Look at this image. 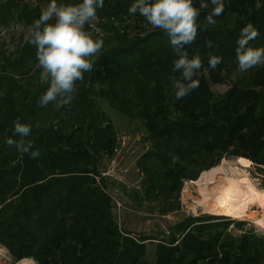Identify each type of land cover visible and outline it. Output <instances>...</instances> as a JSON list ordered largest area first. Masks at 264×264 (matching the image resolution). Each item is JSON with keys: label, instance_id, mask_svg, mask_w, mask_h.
I'll list each match as a JSON object with an SVG mask.
<instances>
[{"label": "trees", "instance_id": "1", "mask_svg": "<svg viewBox=\"0 0 264 264\" xmlns=\"http://www.w3.org/2000/svg\"><path fill=\"white\" fill-rule=\"evenodd\" d=\"M255 1L224 0V12L238 13L234 24L198 27L195 43L185 47L189 57L200 55L204 67L196 77L199 87L181 100L169 80L176 57L166 34L131 36L112 21L104 25L108 34L93 70L76 82L71 104L59 110L54 103L38 105L47 85L29 39L14 55L0 50V245L14 259L151 264L145 243L157 238L135 236L115 218L100 165L105 156H114L118 132L98 97L143 124L150 146L138 162L142 185L145 195L163 201L162 214L180 208L184 180H196L226 155L264 164V67L250 76L248 86H233L214 100L202 74L207 69L210 79L219 81V70L238 66L236 41L249 22L259 32L251 46L264 47V4L256 9ZM41 10L23 0H0V23L16 18L29 27ZM210 11L200 9L198 19ZM206 40L214 47H206ZM210 54L222 57L215 69L208 67ZM17 117L31 125L25 139L30 151L40 152L38 158L5 145L7 138L19 139L13 134ZM213 219L227 220L205 216L170 226V236L156 245L154 264H254L264 256L257 242L251 245L246 236L236 242L225 232L229 223ZM178 232L184 235L179 242Z\"/></svg>", "mask_w": 264, "mask_h": 264}, {"label": "rangeland", "instance_id": "2", "mask_svg": "<svg viewBox=\"0 0 264 264\" xmlns=\"http://www.w3.org/2000/svg\"><path fill=\"white\" fill-rule=\"evenodd\" d=\"M78 1L57 0V3L77 4ZM193 2L196 6L197 1L193 0ZM23 3L45 9L50 0H23ZM132 3L133 0H104L103 8L99 9L96 18L91 21L90 25H86L85 30L91 33L93 39L102 40L108 34L103 26H110L112 21L118 28L127 29L131 36L139 32L141 36L164 34L162 30L153 28L148 24L145 18L138 13L135 16L129 14L128 8ZM263 4L264 0H256L253 8L258 9ZM236 16L238 17L237 12L232 14L229 11H223L222 15L215 17V25H232L236 21ZM197 24L198 27L211 26L207 25L205 16L198 19ZM28 29L27 25L16 18L10 19L5 24L0 23V50L4 51L6 56L18 53V50L29 39ZM91 59L95 60L94 57ZM259 68L261 67L250 69L244 73L238 70V66L228 70H219L222 78L219 81L211 80L207 69H203L202 74L207 79L208 91L211 99L214 100L224 96L233 86H248L250 76ZM97 99L101 108L112 118L118 132V146L114 156L111 158L105 156L100 165V170L108 185V192L113 199L115 218L122 229L133 231L135 236L146 234L157 238L153 242L148 240L145 243L148 249L147 259L151 264H154L156 260L155 249L157 243L164 239V235L170 236V226L187 219L196 220L205 216L227 218V220H213L215 222L227 221L229 224L225 228V232L231 235L236 242L246 236L249 238L251 245L257 242L258 247L264 249V230L253 222V218L234 219L229 216H218L203 212V207L199 205V200L202 197L199 187L191 182L198 180L203 171L196 180H184L179 196L180 208L173 213L162 214L163 201L155 196L148 197L145 195L144 186L142 185L145 175L142 174L138 162L150 146V143L145 140L146 131L143 124L140 121H130L125 115L113 109L104 98L98 97ZM237 158L238 156L226 155L221 159L218 165L222 166L224 173L222 175L225 176L226 174L227 177H232L234 167L241 168L237 164ZM247 159L252 161V165L250 168H244L240 174L246 173L253 183L255 182L254 185L257 188L264 189V164H259L251 158ZM209 187H213V185ZM251 211H255L254 215L256 217H264V207L259 208L255 205ZM195 224L197 223L191 224L186 231L188 232ZM177 235L179 242L184 235L180 232ZM257 258L254 264H264V256ZM23 259H27L31 264H38L33 258ZM21 260L14 259L8 248L0 245V264H22Z\"/></svg>", "mask_w": 264, "mask_h": 264}, {"label": "clouds", "instance_id": "3", "mask_svg": "<svg viewBox=\"0 0 264 264\" xmlns=\"http://www.w3.org/2000/svg\"><path fill=\"white\" fill-rule=\"evenodd\" d=\"M209 4L212 7L205 20L207 25L215 26V17L223 14L224 0H201L199 8L194 6L193 0H133L128 8L129 14L135 16L138 13L153 28L166 34L176 57L172 61L173 75L169 76L176 100L185 98L199 87L200 81L196 77L204 65L198 53L189 57L185 46L195 43L200 9L208 10ZM103 6L104 0H82L77 4H58L57 0H50L39 18L29 26L28 42L36 48L38 67L42 69L40 80L47 85L38 101L40 107L50 103H54L57 110L69 106L77 91L76 82L83 80L85 72L93 70L95 60L91 58L102 49L103 41L93 39L85 27ZM258 36V30L251 22L240 29L235 56L241 73L264 67V47L250 44ZM205 46L214 47L211 40H206ZM221 62L222 57L218 55L208 57L210 69H215ZM13 123V134L19 139L7 138L5 145L28 153L30 158H38L40 152L30 151L31 142L25 139L31 135V125L22 123L19 117Z\"/></svg>", "mask_w": 264, "mask_h": 264}, {"label": "bare ground", "instance_id": "4", "mask_svg": "<svg viewBox=\"0 0 264 264\" xmlns=\"http://www.w3.org/2000/svg\"><path fill=\"white\" fill-rule=\"evenodd\" d=\"M236 160L241 168L234 167L232 177L222 175V166L217 165L203 171L198 180L191 181L201 192L199 205L208 214L234 219L253 218V222L264 230V217H256L255 211H251L255 205L264 207V189L257 188L246 173L240 174L244 168L251 167L252 161L244 157ZM210 185L213 187H209ZM21 262L31 264L27 259H22Z\"/></svg>", "mask_w": 264, "mask_h": 264}]
</instances>
